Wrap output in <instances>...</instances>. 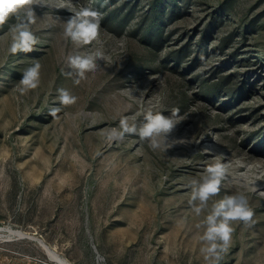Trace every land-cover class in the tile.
Returning <instances> with one entry per match:
<instances>
[{"label":"rangeland","instance_id":"rangeland-1","mask_svg":"<svg viewBox=\"0 0 264 264\" xmlns=\"http://www.w3.org/2000/svg\"><path fill=\"white\" fill-rule=\"evenodd\" d=\"M154 1L38 0L28 54L9 52L14 19L0 28V264H205L187 184L216 159L214 199L242 194L255 212L232 222L222 264H264V0H163L161 26ZM82 6L102 22L77 47L63 22ZM96 50L101 70L75 84L67 57ZM36 61L40 85L21 95ZM59 88L77 102L53 119ZM173 108L162 149L120 136L121 116Z\"/></svg>","mask_w":264,"mask_h":264},{"label":"clouds","instance_id":"clouds-1","mask_svg":"<svg viewBox=\"0 0 264 264\" xmlns=\"http://www.w3.org/2000/svg\"><path fill=\"white\" fill-rule=\"evenodd\" d=\"M33 5H38V0H0V28L11 19L16 21L9 28L11 33L9 52L13 55L31 53L39 43V38L31 30L37 20ZM101 22L102 14L98 10L82 6L63 22V36L77 47L90 45L98 38ZM104 55L100 50L87 55H69L67 67L71 71L65 74L70 77L74 75V83L79 85L81 81L87 79L89 73L101 70L99 61L104 59ZM41 67L42 65L36 61L23 71L22 78L16 85L21 95H27L39 87ZM57 93L59 106L50 108L48 113L53 119L58 117L62 110L61 106L77 102V97L67 89L59 88ZM179 119V108H173L170 115L154 113L149 109L143 114L140 123H130L127 116H121L119 134L121 137L126 134L138 136L141 142H147L151 149L158 150L163 147V139L175 131ZM227 173L228 165L216 159L215 162L206 164L199 177L191 178L187 184L190 189L188 205L197 217H203L196 224V228L201 231L200 252L205 264H222L234 232L232 222H243L248 226L254 222L255 212L244 195H225L222 199H214L220 193Z\"/></svg>","mask_w":264,"mask_h":264},{"label":"trees","instance_id":"trees-1","mask_svg":"<svg viewBox=\"0 0 264 264\" xmlns=\"http://www.w3.org/2000/svg\"><path fill=\"white\" fill-rule=\"evenodd\" d=\"M177 1L178 0H169L171 4V12H175L177 8ZM165 7L163 0H155L152 4V23L153 26H161V24L165 20ZM203 40V39H202ZM204 41L201 42V46L203 45ZM200 46V47H201Z\"/></svg>","mask_w":264,"mask_h":264},{"label":"bare ground","instance_id":"bare-ground-1","mask_svg":"<svg viewBox=\"0 0 264 264\" xmlns=\"http://www.w3.org/2000/svg\"><path fill=\"white\" fill-rule=\"evenodd\" d=\"M66 263V262H65Z\"/></svg>","mask_w":264,"mask_h":264}]
</instances>
